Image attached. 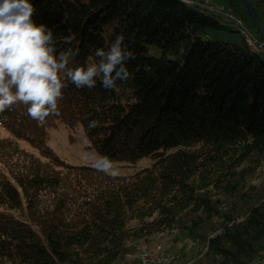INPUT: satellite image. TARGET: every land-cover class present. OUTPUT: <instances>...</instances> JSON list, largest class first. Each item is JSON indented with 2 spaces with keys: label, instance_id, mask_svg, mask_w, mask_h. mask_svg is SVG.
Returning <instances> with one entry per match:
<instances>
[{
  "label": "trees",
  "instance_id": "trees-1",
  "mask_svg": "<svg viewBox=\"0 0 264 264\" xmlns=\"http://www.w3.org/2000/svg\"><path fill=\"white\" fill-rule=\"evenodd\" d=\"M221 1L240 44L211 37L228 28L199 3L30 0L58 52L79 49L69 66L119 34L134 58L115 89L69 82L42 123L19 104L0 118V264H125L174 230L206 244L194 264H264V177L251 183L264 162V0ZM57 121L113 161L152 165L113 177L68 164L44 143Z\"/></svg>",
  "mask_w": 264,
  "mask_h": 264
},
{
  "label": "clouds",
  "instance_id": "clouds-1",
  "mask_svg": "<svg viewBox=\"0 0 264 264\" xmlns=\"http://www.w3.org/2000/svg\"><path fill=\"white\" fill-rule=\"evenodd\" d=\"M186 2V0H182ZM30 0H0V118L15 105H24L26 115L42 123L50 115H58V101L71 82L77 88H94L97 78L105 89H115L117 81L129 80L127 61L132 51L119 34L107 50H95L96 59L85 65L69 66L79 54L72 47L57 48L53 31L33 19ZM65 43L71 44V40ZM89 122V129L99 126ZM91 167L105 175H120L119 168L107 155L91 154Z\"/></svg>",
  "mask_w": 264,
  "mask_h": 264
},
{
  "label": "rangeland",
  "instance_id": "rangeland-1",
  "mask_svg": "<svg viewBox=\"0 0 264 264\" xmlns=\"http://www.w3.org/2000/svg\"><path fill=\"white\" fill-rule=\"evenodd\" d=\"M192 2L202 4V6L205 4L211 6V8L208 9L221 16L218 20L222 25L228 28L227 31L215 30L211 32V37L216 38L219 41L240 44L242 32H245V38L248 36L241 22L238 20H236V22L234 20H232V22L229 21L235 17L228 12L225 4L221 0H192ZM225 18H228L229 20ZM236 23L241 30L243 29L242 32ZM10 136V133L0 126V137ZM19 143L21 147L37 152V150L32 148L27 142L19 141ZM44 143L45 146L59 159L76 166L91 165V154L99 153L96 149L90 147V143L84 137L80 127L71 131L64 123L59 121L48 129ZM113 162L118 166L120 176H129L135 172L151 167L153 160L151 157H143L134 164L119 161ZM263 177L264 162L261 164V167L258 169L255 176L251 178V183L260 184ZM136 246H138L136 251L130 252L126 255L125 264H141L139 259L140 253L152 252L154 250L162 251L164 258H167V261L161 264H192L196 259L198 260L202 252L206 250V244L202 242V240L192 238L179 230L155 234L149 237L146 241H139ZM259 264H262V262H259Z\"/></svg>",
  "mask_w": 264,
  "mask_h": 264
},
{
  "label": "bare ground",
  "instance_id": "bare-ground-1",
  "mask_svg": "<svg viewBox=\"0 0 264 264\" xmlns=\"http://www.w3.org/2000/svg\"><path fill=\"white\" fill-rule=\"evenodd\" d=\"M186 4H192V0H186ZM157 257V262H153L151 260H148V258L144 257ZM139 259L141 261V264H161L165 263L167 261V258H164L163 252L160 250H154L152 252H141L139 255Z\"/></svg>",
  "mask_w": 264,
  "mask_h": 264
},
{
  "label": "built area",
  "instance_id": "built-area-1",
  "mask_svg": "<svg viewBox=\"0 0 264 264\" xmlns=\"http://www.w3.org/2000/svg\"><path fill=\"white\" fill-rule=\"evenodd\" d=\"M192 3H194V2H192ZM208 8H211V6H209L208 4H205ZM144 258H148V260H151V261H153V262H157V257H144Z\"/></svg>",
  "mask_w": 264,
  "mask_h": 264
}]
</instances>
